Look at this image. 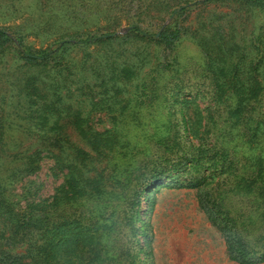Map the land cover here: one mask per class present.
<instances>
[{"label": "rangeland", "instance_id": "obj_1", "mask_svg": "<svg viewBox=\"0 0 264 264\" xmlns=\"http://www.w3.org/2000/svg\"><path fill=\"white\" fill-rule=\"evenodd\" d=\"M199 1H191L185 13L167 17L152 11L140 20L125 17L111 24L117 8L105 11L100 5L104 12L96 14L88 0H0V30L22 36L42 53L64 49L59 64L25 66L12 49L0 57V193L15 211L31 201H58L66 213L103 217L104 224L118 221L117 232L138 264H237L200 208L196 189L170 187L189 176L183 175L185 168L204 189L220 176L193 148L204 138L202 127L196 135L182 123L195 106L200 118L203 107L213 106L214 85L198 45L212 32L202 30L196 38L191 33L220 14L242 16L241 26H235L242 35L238 42L247 54L254 53L256 22L244 21L245 11L232 2L203 10L195 4ZM132 23L151 35L168 26L188 32L167 51L156 38L136 36ZM106 33L112 37L80 43L88 34ZM229 100L216 103L215 112ZM32 153L40 154L39 169L21 173ZM186 155L188 162L178 165ZM75 183L81 193L74 195ZM128 220L147 238L129 241ZM98 229L106 230L101 224ZM8 252L22 255L26 249Z\"/></svg>", "mask_w": 264, "mask_h": 264}, {"label": "trees", "instance_id": "obj_2", "mask_svg": "<svg viewBox=\"0 0 264 264\" xmlns=\"http://www.w3.org/2000/svg\"><path fill=\"white\" fill-rule=\"evenodd\" d=\"M88 1L86 5L96 14L104 12L103 6H106L105 11L117 8L118 14L109 20L113 24L125 20V17L140 20L152 11L162 12L167 17L173 13H185L193 0ZM218 2L238 5L248 15L244 21L248 18L256 22L251 32L254 53L247 54L238 42L242 35L237 33L235 26H241L242 16L231 18L227 13L220 14L215 21H204L191 33L196 38L202 30L212 32L211 37L198 39V45L207 59L210 84L214 85L210 91L213 106L202 108V118L197 116L195 106L186 121L182 117V123L192 134L197 132L196 135L202 127L204 138H199L193 148L202 153L203 163L211 164L213 172L220 176L214 186L204 189L202 181L192 179L191 169L185 168L183 175L189 176L183 183L177 181L170 187L196 189L198 204L221 234L230 261L260 264L264 263V0H202L195 4L205 10L209 4ZM75 10L76 16L78 7ZM131 30L141 39L156 38L167 51L188 32L182 27L168 26L158 35H151L133 23ZM111 33L88 34L80 43L110 39ZM79 35L75 33V36ZM8 49H12L25 66L48 65L52 61L59 64L64 50L63 46H58V49L42 53L28 47L22 36L0 30V57ZM32 93L38 96L36 89ZM228 97L231 101L224 110L215 112L214 107ZM1 132L2 129L0 140ZM39 156V153H32L20 172L34 174L39 169L36 165ZM188 160L189 156H181L176 163L182 165ZM162 174L156 173L155 176ZM72 186L77 189L76 183ZM30 190L28 187L24 194H29ZM77 193H81V189L73 192L74 195ZM66 196L67 200H72L71 196ZM14 209L15 204L8 200L6 193H0V264H138L134 261V253L127 249L125 239L117 232L118 221L104 224L103 217L93 219L75 210L66 213L58 201L50 204L31 201L24 210ZM123 221L125 228V218ZM100 224L105 231L98 229ZM126 225L129 241L134 242L137 235L147 238V233H140L133 221H126ZM18 246L25 247L26 253L12 255L8 252L9 248Z\"/></svg>", "mask_w": 264, "mask_h": 264}]
</instances>
